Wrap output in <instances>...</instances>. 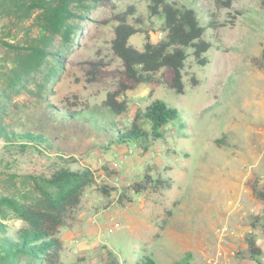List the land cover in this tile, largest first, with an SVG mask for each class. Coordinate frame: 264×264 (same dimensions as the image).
<instances>
[{
  "label": "rangeland",
  "instance_id": "1",
  "mask_svg": "<svg viewBox=\"0 0 264 264\" xmlns=\"http://www.w3.org/2000/svg\"><path fill=\"white\" fill-rule=\"evenodd\" d=\"M230 1L226 7L179 0L197 9L212 45L205 66L188 51L184 94L171 88L174 72L168 68L152 81L134 82L112 50L117 16L130 7L135 15L128 22L140 30L132 46L142 49L147 35L154 43L164 39L163 21L150 15L144 0H105L89 14L41 98L35 83L47 70L11 87L15 53L4 45H25L37 28L32 20L16 23L0 15V123L8 130L44 132L56 139L59 151L52 154L97 171V185L86 190L74 219L60 230L63 264H103L109 251L121 264H134L140 255L157 264H256L248 253L249 234L264 263V203L252 191L264 190V0ZM113 93L127 105L120 117L103 108ZM157 99L175 108L179 119L148 148L110 144L89 122L96 116L103 126L129 127ZM53 110H82L88 119L54 123ZM49 162L9 149L0 137V196L36 202L31 176L46 172ZM146 178L167 180L170 187L148 184L136 194L131 186ZM8 224L16 229L22 222Z\"/></svg>",
  "mask_w": 264,
  "mask_h": 264
},
{
  "label": "trees",
  "instance_id": "2",
  "mask_svg": "<svg viewBox=\"0 0 264 264\" xmlns=\"http://www.w3.org/2000/svg\"><path fill=\"white\" fill-rule=\"evenodd\" d=\"M105 0H0V15L9 17L16 23L33 21L37 35L25 45L4 43L15 53L11 69V87L25 85L34 77L44 73L45 78L37 86L36 94L48 93V82L53 81L63 65L65 55L73 44L78 27L89 14ZM152 17L163 21L164 39L154 43L146 36L142 49L130 44V39L140 32L128 22L135 15V8H128L117 16L115 38L112 50L122 61L124 72L136 83L149 82L162 69H171L174 77L171 88L177 94H184V71L189 57L188 51L201 66L208 61L204 57L211 44L204 39L206 26L201 23L197 9L179 0H144ZM217 6L231 5L230 0H212ZM118 94L107 96L104 110L112 116H122L127 112L125 101L117 99ZM53 109L52 105H48ZM52 121L64 124L79 123L88 119L82 110L75 112L52 111ZM58 112V113H55ZM179 119V112L163 100H154L144 112H138L131 125L117 129L114 124L103 126L98 117L89 122L101 130L111 143L117 146L138 145L148 148L153 142L164 138L165 128ZM0 137L9 149L20 154L32 153L50 160L44 173L31 176L34 189L39 194L36 202L22 200L15 196H0V264H63L61 260L63 244L60 230L65 227L81 204L86 190L97 185V171L89 166L73 167L78 163L73 157H67L54 146V140L44 132L8 130L0 123ZM131 186L136 194L150 188L166 189L167 180L146 178ZM99 191L109 195L107 186ZM255 197L264 203V190L252 189ZM125 194V193H124ZM124 197V196H123ZM131 200H129V203ZM18 220L22 225L11 229L8 222ZM249 257L256 264L261 261L263 251L254 235L246 237ZM103 264H121L114 253L109 251ZM134 264H157L148 255L136 257ZM175 264H188L177 262Z\"/></svg>",
  "mask_w": 264,
  "mask_h": 264
}]
</instances>
